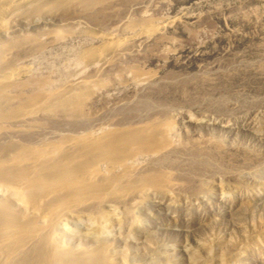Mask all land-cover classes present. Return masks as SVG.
<instances>
[{
    "label": "bare ground",
    "instance_id": "obj_1",
    "mask_svg": "<svg viewBox=\"0 0 264 264\" xmlns=\"http://www.w3.org/2000/svg\"><path fill=\"white\" fill-rule=\"evenodd\" d=\"M117 1L0 0V264H140L136 259L155 264V258L171 264L167 246L150 245L147 251L131 253L127 243L132 234L150 232L136 218V209L158 208L162 201L157 194L169 197L175 186L168 172L138 168L143 157L156 161L176 151L182 158L188 149L174 132L175 124L159 117L146 120L143 110L131 114V103L125 105L130 109L124 116L88 123L94 100L109 103L111 90L144 88L152 79L124 63L110 74L113 80L96 69L126 43L157 36L160 24L143 13L126 17L122 34L92 33L81 23L84 19L76 24L71 17L61 25L70 36H64L60 26L35 30V36L9 34L25 16L32 17L23 23L30 30L48 21L52 12L69 8L85 12L88 19L106 16ZM13 16L16 22L11 27ZM31 60L45 63V71L41 66L30 70ZM56 61L63 62L56 66ZM90 69L96 72L87 78ZM59 112L60 128L40 122L47 117L58 120ZM185 123L224 127L205 118ZM206 193L198 191L195 198L205 201ZM70 219L82 228L77 232L84 242L63 239L69 234L65 222ZM112 229L125 233L115 237ZM192 255L188 254L190 263L196 264Z\"/></svg>",
    "mask_w": 264,
    "mask_h": 264
},
{
    "label": "rangeland",
    "instance_id": "obj_2",
    "mask_svg": "<svg viewBox=\"0 0 264 264\" xmlns=\"http://www.w3.org/2000/svg\"><path fill=\"white\" fill-rule=\"evenodd\" d=\"M117 2L106 16L94 14L92 20L77 8L55 11L48 21L30 30L23 23H30L31 16L19 25L13 16L10 26L15 25L9 34L47 32L54 26L65 31L63 19L71 17L76 24L84 19L81 23L92 33L122 34L124 21L143 13L160 24L157 36L126 43L120 53L96 69L110 78L124 63L152 79L144 88L111 90L109 103L104 98L96 104L94 100L93 119L88 122L93 125L124 116L130 109L125 105L131 103V114L143 110L146 120L159 117L174 123V132L188 149L180 159L175 151L156 161L139 160L140 172L149 168L168 172L175 186L169 197L157 194L162 201L158 208L136 209V218L153 234H132L135 239L129 240L127 249L132 253L147 251L150 245L167 246L171 264H191L188 254H193L196 264H264V0ZM62 34L70 36L66 31ZM62 62L56 61V66ZM38 63L27 61V66L30 70L41 66L45 71V63ZM96 70L85 72L86 77L92 78ZM58 116V120L47 117L40 122L60 128L63 115L59 112ZM189 118L220 121L224 127L185 123ZM198 191L208 192L205 201L195 198ZM65 227L69 230L63 238L66 242L73 238L85 241L78 237L82 228L74 221L67 220ZM118 232L115 229L111 234L125 233ZM155 264L163 263L155 258Z\"/></svg>",
    "mask_w": 264,
    "mask_h": 264
}]
</instances>
